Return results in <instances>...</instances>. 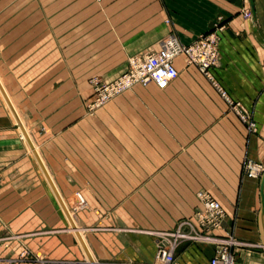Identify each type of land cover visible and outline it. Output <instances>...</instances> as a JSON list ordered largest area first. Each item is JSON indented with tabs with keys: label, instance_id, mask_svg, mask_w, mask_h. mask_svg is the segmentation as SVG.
<instances>
[{
	"label": "crops",
	"instance_id": "crops-1",
	"mask_svg": "<svg viewBox=\"0 0 264 264\" xmlns=\"http://www.w3.org/2000/svg\"><path fill=\"white\" fill-rule=\"evenodd\" d=\"M251 1L253 22L247 0H0V78L96 264H157L155 234L192 220L198 191L222 211L209 233L252 243L231 247L234 264H264L260 175L242 174L245 160L264 167V0ZM215 25L212 76L253 130L182 55L165 87L133 85L85 112L88 78L110 81L168 33L186 45ZM15 122L0 99V264L22 249L16 264H89ZM212 250L185 240L174 255L207 264Z\"/></svg>",
	"mask_w": 264,
	"mask_h": 264
},
{
	"label": "built area",
	"instance_id": "built-area-1",
	"mask_svg": "<svg viewBox=\"0 0 264 264\" xmlns=\"http://www.w3.org/2000/svg\"><path fill=\"white\" fill-rule=\"evenodd\" d=\"M100 1L94 0L96 3ZM242 14L244 17H248L249 12L244 9ZM221 28L220 25H215L211 30L200 34L186 45L180 43L173 33H168L159 41L156 50L129 56L126 61V69L114 79L102 81L96 77L90 78L92 95L86 104L87 110L93 111L133 85L144 86L152 83L158 88L165 87L176 76V70L172 64L173 59L182 55L185 62L195 66L198 72L215 88L226 102L228 109L246 124L248 130H253L252 121L246 113L239 109L237 103L230 101L215 82L211 73L217 57L218 32ZM243 168L245 175L251 178H258L264 169L262 165L250 160L244 161ZM76 198L78 205L82 206L83 200L78 194H76ZM196 198L200 207L194 211L192 220L182 219L175 224L173 231L155 234V259L160 264H180L174 255V248L181 241L186 240L205 242L213 246L207 264H234L231 247L235 245V242L228 237H217L209 233L210 230L220 226L222 211L219 203L206 191H198ZM25 255V251L20 252V257L24 258ZM9 264H13V262H9Z\"/></svg>",
	"mask_w": 264,
	"mask_h": 264
},
{
	"label": "water",
	"instance_id": "water-1",
	"mask_svg": "<svg viewBox=\"0 0 264 264\" xmlns=\"http://www.w3.org/2000/svg\"><path fill=\"white\" fill-rule=\"evenodd\" d=\"M248 1V4H249V7H250V19L251 21L253 22L254 21V14H253V10H252V1L251 0H247ZM257 40L264 46V41L261 40L259 37H257ZM4 96V94H3ZM5 101L7 102L8 104V101L6 100L5 98ZM9 105V104H8ZM9 109L12 111L10 105H9ZM14 113V112H12ZM15 120H16V124L17 126L19 127L20 131H21V134L23 135L31 153L33 154L45 180L47 181L52 193L54 194L59 206L61 207V210L63 211L64 215L66 216L67 220H68V223L70 225V228L73 230L74 234H75V237L77 239V241L79 242L86 258H87V262L89 264H96L93 259L91 258L85 244L83 243V240L79 234V232L77 231L74 223L72 222L65 206L63 205L62 201H61V198L58 194V192L56 191L45 167L43 166L39 156L37 155V153L34 151V148H33V145L30 141V139L28 138V136L26 135L23 127L21 126L18 118H16V116H14ZM258 210H257V226H258V230H259V234H260V237H261V245L264 247V169L263 171L261 172L260 174V177L258 179Z\"/></svg>",
	"mask_w": 264,
	"mask_h": 264
},
{
	"label": "rangeland",
	"instance_id": "rangeland-1",
	"mask_svg": "<svg viewBox=\"0 0 264 264\" xmlns=\"http://www.w3.org/2000/svg\"><path fill=\"white\" fill-rule=\"evenodd\" d=\"M91 78H93V77H91ZM96 78H98V77H96ZM89 79L90 78H88L87 79V83L89 84ZM98 79H100V80H102V81H104L103 79H101V78H98ZM0 84L2 85V87H3V89H4V91L6 92V90H5V88H4V86H3V83H2V79L0 78ZM90 85V84H89ZM145 86V85H144ZM123 93V92H122ZM6 94H7V92H6ZM120 95V94H119ZM7 96H8V98H9V100H10V102H11V104H12V106L14 107V110L16 111V114L18 115V118H19V120H20V122H21V119H20V116H19V114H18V112H17V110H16V107H15V105H14V103H13V101H12V99L10 98V96L7 94ZM118 96V95H117ZM116 97V96H115ZM115 97H113V98H115ZM113 98H111V99H113ZM0 99H1V101L3 102V104H4V106L6 107V109H8V107H7V105H6V103H5V101H4V99H3V97H2V95H1V93H0ZM91 99V98H90ZM110 99V100H111ZM110 100H108V101H110ZM88 101H90V100H86L85 101V104H84V109H85V112L87 113V114H89V115H91V114H93L94 113V111L95 110H97L98 108H100V107H98V108H96V109H94L93 111H88L87 110V108H86V104H87V102ZM107 101V102H108ZM106 103V102H105ZM104 103V104H105ZM103 104V105H104ZM8 111H9V109H8ZM21 124H22V122H21ZM22 126H23V124H22ZM24 127V126H23ZM24 129H25V131H26V128L24 127ZM26 133H27V131H26ZM28 134V133H27ZM29 136V135H28ZM34 147H35V145H34ZM28 149V148H27ZM35 149H36V147H35ZM28 151H29V153H31L30 152V150L28 149ZM36 151H37V149H36ZM31 155H32V153H31ZM33 156V155H32ZM35 161V160H34ZM35 164H36V162H35ZM37 166V165H36ZM41 171V170H40ZM40 173V172H39ZM242 174L244 175V176H246L245 175V171H244V168H243V165H242ZM40 175H41V173H40ZM43 175V174H42ZM44 176H42V178H43ZM247 177V176H246ZM44 179V181H46L45 180V178H43ZM254 179H257V178H254ZM77 199V198H76ZM254 203H255V205H254V212H253V214H254V217H255V214H257V210H258V198H257V196L255 195V197H254ZM256 224H257V220H256ZM256 229H257V233H258V238H259V240L261 241V237H260V234H259V230H258V226L256 225ZM228 238H230L231 240H233L234 242H235V245H237V246H243V245H247V244H252V243H249V242H247V241H245V240H241V239H237V238H234L233 237V235L230 233L228 236H227ZM0 240H4V239H0ZM21 251H25V249H22V250H20V252ZM86 259V258H85ZM154 259H155V257H154ZM23 260V257H20V253H17V256L14 258V259H5V264H9V262H13V264H16V263H18L19 261H22ZM155 261H157L156 259H155ZM157 264H160L158 261H157Z\"/></svg>",
	"mask_w": 264,
	"mask_h": 264
},
{
	"label": "bare ground",
	"instance_id": "bare-ground-1",
	"mask_svg": "<svg viewBox=\"0 0 264 264\" xmlns=\"http://www.w3.org/2000/svg\"><path fill=\"white\" fill-rule=\"evenodd\" d=\"M0 93H1V95H2V97H3V99H4V101H5V98H6V100L8 101V104L10 105V107H11V109H12V111L9 109V105L7 104V102L5 101V103H6V105H7V107H8V109H9V111L11 112V115L14 117V116H16V118H18V115L16 114V111L14 110V107L12 106V104H11V102H10V100H9V98H8V96H7V94H6V92L4 91V89H3V87H2V85L0 84ZM3 94H4V96H3ZM12 112H14V113H12ZM18 120H19V118H18ZM19 122H20V120H19ZM16 123V122H15ZM20 124H21V122H20ZM21 126H22V124H21ZM23 127V126H22ZM18 129H19V127H17ZM23 129H24V127H23ZM24 131H25V129H24ZM25 133H26V131H25ZM26 135L28 136V134L26 133ZM22 137H23V135H22ZM28 138H29V136H28ZM30 139V138H29ZM31 141V140H30ZM32 145H33V148H34V151L37 153V155H38V152L36 151V149H35V147H34V144L32 143ZM31 152V151H30ZM33 155V154H32ZM39 156V155H38ZM40 158V157H39ZM35 159V158H34ZM41 160V159H40ZM41 162H42V160H41ZM43 164V163H42ZM44 166V165H43ZM61 201H62V199H61ZM62 203H63V205L65 206V204H64V202L62 201ZM65 208H66V206H65ZM66 210H67V208H66ZM68 212V211H67ZM69 215H70V213H68ZM74 233V232H73ZM89 252V254H90V251H88ZM90 256H91V254H90ZM91 258H92V256H91ZM93 259V258H92Z\"/></svg>",
	"mask_w": 264,
	"mask_h": 264
}]
</instances>
